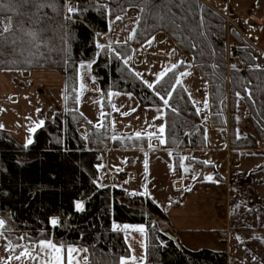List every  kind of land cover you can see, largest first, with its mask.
Returning <instances> with one entry per match:
<instances>
[{
    "label": "trees",
    "instance_id": "obj_1",
    "mask_svg": "<svg viewBox=\"0 0 264 264\" xmlns=\"http://www.w3.org/2000/svg\"><path fill=\"white\" fill-rule=\"evenodd\" d=\"M70 3L76 12L69 20ZM129 9L138 11L131 44L102 46L97 52L96 34ZM3 26L10 30L0 35V70H57L64 98L63 112L35 131L30 147L0 130V233L11 256L28 243L49 241L82 248L87 264H119L129 255L123 233L114 228L120 224L143 225L145 264H227L225 251L188 250L176 243L166 214L149 197L99 186L100 149L145 147L147 139L111 141L107 114L100 127L88 123L78 110L77 69L80 62L92 61L94 80L105 97L116 91L133 95L143 107L163 108L166 148H202L205 129L178 82L189 66L179 63L148 87L123 61L134 47L163 32L207 81L212 127L228 129L231 149L249 150L264 143V68L256 63L264 56L201 0H0ZM239 102L252 130L241 137L236 132ZM184 114L196 124L190 136L181 125ZM80 126L86 127V136ZM174 162L178 173L176 154ZM78 203L83 210H77Z\"/></svg>",
    "mask_w": 264,
    "mask_h": 264
},
{
    "label": "crops",
    "instance_id": "obj_2",
    "mask_svg": "<svg viewBox=\"0 0 264 264\" xmlns=\"http://www.w3.org/2000/svg\"><path fill=\"white\" fill-rule=\"evenodd\" d=\"M209 7L216 11L214 5L210 4ZM235 8L237 11L241 9L237 6ZM230 13L247 30L264 28V18L256 11L245 14L248 18L231 11ZM134 14L137 15L136 11ZM136 22L137 20L133 32ZM121 25L119 24L120 27ZM124 27H129V24L124 23ZM99 36L97 35V39ZM132 37L133 33L126 43L101 39V45L110 47L127 45L131 43ZM243 37L248 40L244 34ZM153 42L154 45H149L147 41L139 48H135L132 56L125 60V64L148 87L150 83L147 79L153 77L151 75L152 78H146L143 68L149 61L160 63L164 69L168 67L161 76L152 80L151 87L179 63L189 66L188 70L179 76L178 82L183 75H188L187 79L199 82L201 86L205 84V102L201 106L195 105L189 92L192 91V95L195 93L196 87L192 82H189L190 86L181 84L205 129V146L197 149L166 148L163 140L164 131L160 132L161 127L165 128L163 108L143 107L137 101H132L130 94L114 92L112 94L118 99L119 105L112 106L111 119L115 113L120 114L122 125L118 132L119 137L146 138L147 146L110 148L101 151L102 161L97 167L99 186L116 187L128 195L149 197L166 214L173 237L188 250L206 248L225 251L227 264H264V143L256 149H231L228 129L225 128V132H222L211 125L209 86L205 78L193 69L190 58L181 56V51L173 41ZM251 44L264 52L260 46L253 42ZM152 65L155 66L153 63ZM23 73L27 76L28 70ZM90 87L93 92H99L94 79L90 82ZM241 103L239 102L237 106L236 121V132L239 137L252 132L247 115V123L242 126ZM123 104L126 105L122 106ZM63 109L64 98L61 109L50 110L47 113V120H51L57 112L62 113ZM242 111L244 113L245 109ZM190 118L184 115L181 120L187 127L185 130L189 136L196 125ZM79 133L86 136L87 129L80 126ZM174 154L179 160L178 173L175 171ZM189 160L201 162L205 167ZM78 204L83 206V203ZM114 228L123 233L129 250V255L121 258L119 264L122 260L127 264H145L146 236L143 225L115 224ZM141 228L143 232L137 230ZM44 242L49 241L28 243L17 256H11L9 243L0 233V264H68L69 257L66 251L68 248L76 250L72 253V264H76L77 261L79 264H87V256L82 248L63 247L50 242L63 250L57 253L45 249L42 252L41 244Z\"/></svg>",
    "mask_w": 264,
    "mask_h": 264
},
{
    "label": "rangeland",
    "instance_id": "obj_3",
    "mask_svg": "<svg viewBox=\"0 0 264 264\" xmlns=\"http://www.w3.org/2000/svg\"><path fill=\"white\" fill-rule=\"evenodd\" d=\"M201 1L203 3L207 2L209 3V5L210 4L214 5L216 12L224 18L228 28L229 27L234 28L236 31H238V33L242 37L244 34V36L248 39L247 41L249 43L253 42L264 50V28H260V29L255 28L252 31L247 30L245 27H243V25L239 22V20H236L235 17H233V15H231L230 13L231 11L234 14L238 13L240 16L244 15L246 18H248V15L245 14L253 13L256 11L255 5L258 2V0H201ZM70 4L74 5L73 3ZM235 6L240 7L241 8L240 11H237ZM132 11L133 13H131ZM134 11H136L137 15L134 14ZM256 12L259 13L258 11ZM260 15L261 17L264 18V15L262 14ZM118 17H119L118 21L111 20V19H117V17L110 18L108 20V25H109V21L110 20L112 21L108 31L101 34H96L95 45L97 52L102 48L101 39H105V40L108 39L110 40V42H114V40H117L119 42L126 43L128 42L129 37L132 36V33H134L133 26L135 21L138 19V11L136 9H129L124 15ZM124 23H128L129 27L125 28ZM119 24H122L121 27L119 26ZM97 35H100L98 39H97ZM149 40L152 41L150 44L154 45L153 41L163 42L166 40L170 41L171 39L165 33L157 32ZM227 41L228 42L231 41L229 38V32L227 36ZM103 46H107V45H103ZM135 48L136 47L133 48V51ZM180 53L183 58L184 57L190 58L184 52L181 51ZM132 54L124 58L123 60L124 63L127 58L132 56ZM152 63L155 66H153ZM152 63L151 61H149V64H145L143 68L144 74L147 75L146 78L153 77V79H147V82L150 83L149 85H151V83L153 82L152 80H156L154 78L161 76V74H163L166 70H168V67L164 69V67L160 63H156V62H152ZM81 65H84V67H81ZM192 67L195 71H197L193 65ZM186 70H188V68ZM23 71H27V70H0V130L9 132L11 135L16 137L19 140V142H21L27 147H30L32 143L28 144V141L29 139H31V141L33 142L35 131L40 127H42L47 121V113L50 110H59L63 105L62 76L57 70H28L27 76L24 75ZM187 77L188 75L186 76L183 75L180 78V82H181V83L179 82L180 85L182 84V85L190 86L189 82H192V85L196 87L194 95H192L193 94L192 91H189L191 93L192 99L196 106L203 105L205 102V93H204L205 84H202L201 86L199 85V82H193L190 79H187ZM77 79H78L77 97L79 103L78 106L79 112L81 114L83 113L85 116L83 114L82 115L86 118L87 122L95 127H100L102 125L103 116L104 114H107L108 122H109L110 140L113 141L114 139H120L118 135L119 134L118 132L120 131L122 125L120 114L113 113L114 116L111 119V112H113L112 106L116 107L117 105H119L118 99L114 98V95L112 94L114 92L115 93L117 92L110 91L107 97H105L100 91L97 93L92 91L90 87V82L94 79L92 74V61H82L78 64ZM178 81H179V77H178ZM201 88L203 89L202 91ZM130 98L133 99L132 101H137L134 100L135 97L133 95H131ZM124 105L126 104H123L122 106ZM241 109L242 110L245 109L244 113L242 110L240 112L241 113L240 115L242 117L241 123L243 126L247 123V119H246L247 111L242 103H241ZM57 114H61V113L59 112L55 113L54 117ZM184 115H186L187 117V114ZM54 117L49 121H53ZM190 119L194 120L193 118ZM236 119H237V111H236ZM131 123L133 124L132 121ZM96 124H100V125L96 126ZM181 125L184 128V130L185 128H187L183 124V122L181 123ZM110 148L120 149V147L115 148L111 144L107 148L100 149L99 153L103 150ZM100 156L102 157L101 153Z\"/></svg>",
    "mask_w": 264,
    "mask_h": 264
},
{
    "label": "snow or ice",
    "instance_id": "obj_4",
    "mask_svg": "<svg viewBox=\"0 0 264 264\" xmlns=\"http://www.w3.org/2000/svg\"><path fill=\"white\" fill-rule=\"evenodd\" d=\"M68 12H69V15L66 17V19L70 20L72 17V14H74L76 12V7L74 5L69 4ZM117 19H119V17H117ZM9 30H10L9 27H7V26L0 27V35H2L5 32H8ZM151 42L152 41L149 40V44ZM81 67H84V65H81ZM149 87H151V85H149ZM161 99H163V102L165 105L168 104V100L166 98L162 97ZM163 131H164V129L161 127L160 132L163 133ZM137 135L139 136V134H137ZM31 143H32V141H31V139H29L28 144H31ZM76 208H77V210H83V206L81 204H77ZM51 224L53 226H55L57 224V221L55 219H53L51 221ZM3 227H4V221L2 219H0V228H3ZM137 230L143 232L142 228L137 229ZM45 249H51L52 251L57 252V253H59L63 250L62 248H58L57 246L52 245L50 242H44L41 244V251L43 252ZM66 251H67V255L69 257L68 264H72V253L75 252L76 250L73 248H68ZM17 258H19V257H17ZM57 259L59 260V258H57ZM76 264H79V262L77 261ZM121 264H127V262L122 260Z\"/></svg>",
    "mask_w": 264,
    "mask_h": 264
},
{
    "label": "built area",
    "instance_id": "obj_5",
    "mask_svg": "<svg viewBox=\"0 0 264 264\" xmlns=\"http://www.w3.org/2000/svg\"><path fill=\"white\" fill-rule=\"evenodd\" d=\"M256 11H258L260 14L264 15V0H258V2L255 5ZM164 38V37H163ZM254 49L262 56H264V52L255 48ZM257 66L262 69L264 68V62L260 59L257 60Z\"/></svg>",
    "mask_w": 264,
    "mask_h": 264
},
{
    "label": "water",
    "instance_id": "obj_6",
    "mask_svg": "<svg viewBox=\"0 0 264 264\" xmlns=\"http://www.w3.org/2000/svg\"><path fill=\"white\" fill-rule=\"evenodd\" d=\"M174 240H175V238L174 237H172ZM175 242L177 243V241L175 240Z\"/></svg>",
    "mask_w": 264,
    "mask_h": 264
}]
</instances>
